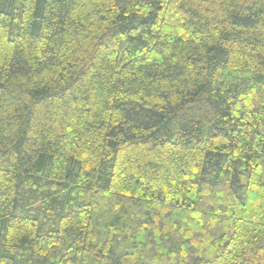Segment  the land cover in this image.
<instances>
[{"label":"trees","instance_id":"trees-1","mask_svg":"<svg viewBox=\"0 0 264 264\" xmlns=\"http://www.w3.org/2000/svg\"><path fill=\"white\" fill-rule=\"evenodd\" d=\"M0 264H264V0H0Z\"/></svg>","mask_w":264,"mask_h":264}]
</instances>
